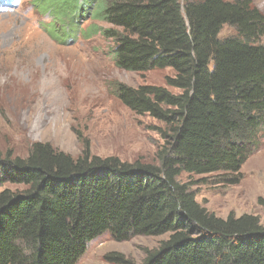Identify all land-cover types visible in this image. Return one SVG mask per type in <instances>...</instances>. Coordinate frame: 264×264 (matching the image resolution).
<instances>
[{
    "label": "trees",
    "instance_id": "obj_1",
    "mask_svg": "<svg viewBox=\"0 0 264 264\" xmlns=\"http://www.w3.org/2000/svg\"><path fill=\"white\" fill-rule=\"evenodd\" d=\"M82 5L111 25L102 31L115 41L118 67L174 71L166 82L177 94L161 85L114 87L128 108L165 124L159 162L94 155L87 139L78 157L46 142L34 143L25 157L0 151V264H77L106 233L118 242L169 235L141 263L109 253L116 264H264V217H220L179 180L183 173L222 172L227 183H238L257 149L264 126V13L252 0ZM226 25L236 33L221 37Z\"/></svg>",
    "mask_w": 264,
    "mask_h": 264
},
{
    "label": "rangeland",
    "instance_id": "obj_2",
    "mask_svg": "<svg viewBox=\"0 0 264 264\" xmlns=\"http://www.w3.org/2000/svg\"><path fill=\"white\" fill-rule=\"evenodd\" d=\"M252 2L264 13V0ZM82 4L0 0V151L25 157L34 143L46 142L78 157L87 139L94 155L158 163L165 124L128 108L114 87L161 85L177 94L181 90L166 82L174 71L118 67L115 41L102 31L111 25L95 16V7ZM52 6L62 14L55 15ZM54 29L59 40L51 34ZM235 33L226 25L220 36ZM258 136V147L243 165L238 183H227L222 172L183 173L179 180L190 184L197 201L220 217L251 213L263 218L264 126ZM4 187L21 188L11 183ZM168 237L138 235L118 242L106 233L89 243L77 264H116L106 259L109 253L141 263L148 250Z\"/></svg>",
    "mask_w": 264,
    "mask_h": 264
}]
</instances>
